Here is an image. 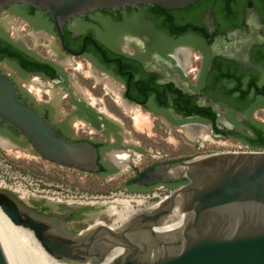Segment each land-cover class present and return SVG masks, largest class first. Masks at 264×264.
<instances>
[{
    "label": "flooded vegetation",
    "instance_id": "af4514ba",
    "mask_svg": "<svg viewBox=\"0 0 264 264\" xmlns=\"http://www.w3.org/2000/svg\"><path fill=\"white\" fill-rule=\"evenodd\" d=\"M6 21L21 31L11 35ZM0 36L52 68L0 57L18 79L38 75L56 93L53 101H42L8 74L19 95L65 137L95 146L98 170L72 168L102 178L131 172L118 185L127 194L169 193L186 179L150 184L132 179L153 164L189 157L151 149L135 138L130 115L125 112L126 121L118 114L124 113L119 100L138 105L168 134L180 130L197 147L231 139L255 148L246 138L254 137L256 128L264 131L259 115H264V0H195L170 9L144 3L102 7L65 21L64 44L45 10L16 2L0 12ZM26 204L43 213H67L63 224L75 233L96 222L111 225L99 219L111 213L105 199L49 196Z\"/></svg>",
    "mask_w": 264,
    "mask_h": 264
},
{
    "label": "water",
    "instance_id": "95a60500",
    "mask_svg": "<svg viewBox=\"0 0 264 264\" xmlns=\"http://www.w3.org/2000/svg\"><path fill=\"white\" fill-rule=\"evenodd\" d=\"M193 1L0 0V12L16 2L43 9L64 44L62 24L94 9L136 3L170 9ZM0 121L47 160L90 172L99 169L95 146L88 140H73L58 132L43 113L19 95L12 78L1 70ZM0 138L11 143L2 134ZM178 176L186 181L161 197L151 209L136 211L116 226L96 222L72 232L63 224L67 213L36 211L4 188H0V209L14 224L29 228L48 254L69 262L264 264V149H227L174 159L146 167L132 180L150 184ZM173 214H179L178 223L161 229ZM0 264H17L1 232Z\"/></svg>",
    "mask_w": 264,
    "mask_h": 264
},
{
    "label": "rangeland",
    "instance_id": "374dc122",
    "mask_svg": "<svg viewBox=\"0 0 264 264\" xmlns=\"http://www.w3.org/2000/svg\"><path fill=\"white\" fill-rule=\"evenodd\" d=\"M4 25L11 30V35L21 31L15 27L13 22L6 21ZM25 39L27 43H30L28 38L25 37ZM39 50L41 53H45V50L41 48ZM77 61L79 60L77 59ZM0 67L2 71L13 75L18 80V75L12 65L0 62ZM82 72L86 73L85 67ZM86 82H88V79ZM108 106L110 107L109 104ZM110 108L114 111L116 106L113 107L111 105ZM119 115L127 121L125 113H120ZM259 115L264 118V115ZM147 122L143 123L145 124L144 126L139 127L143 128L141 130L134 129L133 125L129 126L135 138L141 139L147 147L161 149L168 152L171 156L181 157L182 155H187L192 157L219 150L248 149L245 146H238L231 139L219 142L203 141L197 147L180 130L172 131L171 135L166 133L164 128L156 121H153V124L152 122L146 124ZM0 132H2L0 133L2 136L9 138L11 141L9 143L0 138V188L10 190L25 203H32L35 200L49 196L73 200L86 198L105 199L116 210H120L124 208V201L127 200V209L137 211L150 206L148 204L158 198L157 195H150L149 192L127 194L122 187L118 186L122 179L131 172L125 171L118 177L112 178H102L96 173H84L72 167L55 164L41 157L22 136L13 134L4 124H0ZM164 193H166V190H163L160 195ZM107 211L110 210L108 209ZM116 217V212H112L108 215V218L99 217V219L114 224ZM18 244L20 243H17L19 254V251H23L26 248L22 249V245ZM23 252L20 254H27L29 257L28 252Z\"/></svg>",
    "mask_w": 264,
    "mask_h": 264
},
{
    "label": "bare ground",
    "instance_id": "6f19581e",
    "mask_svg": "<svg viewBox=\"0 0 264 264\" xmlns=\"http://www.w3.org/2000/svg\"><path fill=\"white\" fill-rule=\"evenodd\" d=\"M119 104L123 107L124 110L129 111L131 113L136 126H141L144 122H147V116L143 114L137 107L134 108L132 106L126 105L122 100H119ZM124 204H125L124 208L120 210H116L115 207H113V205L109 206V210L111 211V213L116 212V215H117V217L114 220V224L112 223L109 226L119 225L128 216L136 212V210L129 209L130 210L129 211L127 209L128 208L127 200L124 201ZM156 204H157V201L151 204L150 206H147L146 208H143L140 210H149ZM174 214L162 226H160L161 229L170 228L178 223L180 216L179 214H177L176 216ZM0 232L2 233L6 242L8 243L9 248L17 264H74L67 260H61V259L54 258L50 254H48L41 247V245L36 240V238L33 236L32 231L29 228L19 225V224H14L13 222H11L9 218L2 212L1 209H0ZM17 243H20L22 245V249L26 248L25 250H23L24 252L22 250L19 252L20 253L28 252L29 257L27 256V254H24V255H21L20 253L18 254ZM116 248L120 249V247H116ZM109 255H111V252L109 253ZM107 257L108 256H106V258Z\"/></svg>",
    "mask_w": 264,
    "mask_h": 264
},
{
    "label": "trees",
    "instance_id": "16d2710c",
    "mask_svg": "<svg viewBox=\"0 0 264 264\" xmlns=\"http://www.w3.org/2000/svg\"><path fill=\"white\" fill-rule=\"evenodd\" d=\"M0 57H6L8 59L16 60L19 65L25 67L44 69L48 72H50L52 69L51 66L47 63H42L34 58L26 56V54L17 49L13 43L2 36H0ZM0 124L6 125L13 134L19 135L12 127L7 125L6 123L0 121ZM254 134V137L246 138L247 143L251 147L264 149V131L256 128Z\"/></svg>",
    "mask_w": 264,
    "mask_h": 264
},
{
    "label": "crops",
    "instance_id": "0c3cea01",
    "mask_svg": "<svg viewBox=\"0 0 264 264\" xmlns=\"http://www.w3.org/2000/svg\"><path fill=\"white\" fill-rule=\"evenodd\" d=\"M34 42H37V40L35 39ZM84 74H86V73H84ZM18 82H19V84L21 86L27 88L37 99H40L42 101H47V102H50V101L54 100V95L56 93L52 89L51 84L47 80L39 77L38 75H34V74L26 75L22 79H18ZM91 99H92V102H94V100H93L94 98L91 97ZM132 106L133 107H137L142 113H144L147 116V121L148 122L146 124L151 122L149 120L147 112L145 110L140 108L138 105H132ZM113 107H115V106H113ZM114 109H115L114 112L116 113V111H118L117 107L114 108ZM125 112L130 115L131 121H132V125H133L134 129H136V130L143 129V128H139L140 126H136L134 124V121L132 119V115H131V113L129 111L124 110V113ZM118 114H120L119 111H118ZM144 125L145 124H142L141 126H144Z\"/></svg>",
    "mask_w": 264,
    "mask_h": 264
},
{
    "label": "built area",
    "instance_id": "2783aa9c",
    "mask_svg": "<svg viewBox=\"0 0 264 264\" xmlns=\"http://www.w3.org/2000/svg\"><path fill=\"white\" fill-rule=\"evenodd\" d=\"M164 195H166V193H164L163 195H157V200L156 201H158L161 197H163ZM156 201H153L152 203H150V204H148V205H151V204H153V203H155ZM147 206V205H146Z\"/></svg>",
    "mask_w": 264,
    "mask_h": 264
}]
</instances>
